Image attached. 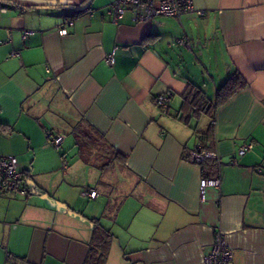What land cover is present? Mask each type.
I'll return each mask as SVG.
<instances>
[{"label":"crops","instance_id":"1","mask_svg":"<svg viewBox=\"0 0 264 264\" xmlns=\"http://www.w3.org/2000/svg\"><path fill=\"white\" fill-rule=\"evenodd\" d=\"M111 1L0 0V157L27 191L0 194V264H84L93 219L112 234L105 264H205L216 231L233 264H264V0H193L203 14L150 22L112 21ZM194 35L220 46L221 72L184 71L171 48ZM234 70L244 88L182 118L189 82L214 97ZM198 146L220 163L191 162Z\"/></svg>","mask_w":264,"mask_h":264},{"label":"built area","instance_id":"2","mask_svg":"<svg viewBox=\"0 0 264 264\" xmlns=\"http://www.w3.org/2000/svg\"><path fill=\"white\" fill-rule=\"evenodd\" d=\"M196 12L203 14L202 10L196 9L193 0H112L107 8V16L114 22L123 20L126 16H129L132 20L138 22H150L158 16L166 15L179 17L182 14ZM72 24L73 18L66 17L65 24ZM59 34H66L67 29L64 26L58 29ZM177 42L186 47H190L189 42L186 39H178ZM113 49L104 58L107 65L112 66L114 63ZM16 52H13L14 54ZM172 91L166 90L153 97L155 105L162 111L167 112L169 103L171 100ZM64 136L62 134H54L48 137L47 142L54 148H58ZM252 147L251 142H247L239 146L237 149V155H243L247 150ZM213 159L215 165L220 163L217 154L213 151L206 150L198 146L192 150L189 154V160L197 164H201L206 159ZM63 166H66L65 162ZM257 171L264 177V169L257 168ZM220 176L218 170L215 167L214 172L211 175L203 176L199 180V196L203 198L205 196V189L208 186L219 187ZM4 193H16L25 195L27 193L23 185V175L17 167L16 160L13 156L0 157V194ZM83 196H89L95 198L97 196V190L91 188H85L82 190ZM234 252L232 248L227 244L224 234L220 231H216L213 236V241L209 252L204 257L205 264H233Z\"/></svg>","mask_w":264,"mask_h":264},{"label":"trees","instance_id":"3","mask_svg":"<svg viewBox=\"0 0 264 264\" xmlns=\"http://www.w3.org/2000/svg\"><path fill=\"white\" fill-rule=\"evenodd\" d=\"M245 85V80L238 71L234 70L217 88L214 97L209 98L201 87L189 82L188 88L183 94V105L186 109V114L182 118L187 121L191 115L209 113L215 107L229 100L237 91L244 88ZM207 160L213 159L208 158L203 161L200 164L203 168ZM213 164L215 165L214 160ZM93 221L95 225L93 228L92 243L88 249L84 264H105L112 234L98 224L97 219H93Z\"/></svg>","mask_w":264,"mask_h":264},{"label":"rangeland","instance_id":"4","mask_svg":"<svg viewBox=\"0 0 264 264\" xmlns=\"http://www.w3.org/2000/svg\"><path fill=\"white\" fill-rule=\"evenodd\" d=\"M189 40L192 50L177 44H173L171 48L183 61L184 71L196 68L198 71L213 69L221 72L220 46L216 44L217 42L209 39L207 40L208 44L202 47V44H197L198 39L195 35L189 36ZM169 60L171 61L170 58ZM207 96L212 98V92L209 91Z\"/></svg>","mask_w":264,"mask_h":264}]
</instances>
